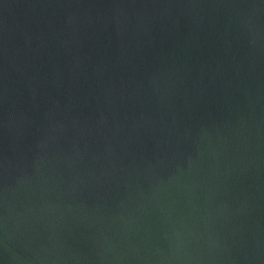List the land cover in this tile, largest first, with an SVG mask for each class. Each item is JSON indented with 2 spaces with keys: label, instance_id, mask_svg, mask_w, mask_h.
<instances>
[{
  "label": "water",
  "instance_id": "1",
  "mask_svg": "<svg viewBox=\"0 0 264 264\" xmlns=\"http://www.w3.org/2000/svg\"><path fill=\"white\" fill-rule=\"evenodd\" d=\"M0 264H264V0H0Z\"/></svg>",
  "mask_w": 264,
  "mask_h": 264
}]
</instances>
